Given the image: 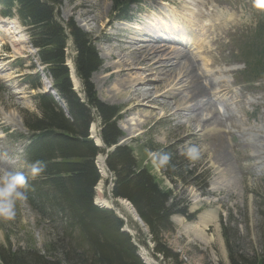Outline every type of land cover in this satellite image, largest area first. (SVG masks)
Masks as SVG:
<instances>
[{
    "label": "rangeland",
    "instance_id": "rangeland-1",
    "mask_svg": "<svg viewBox=\"0 0 264 264\" xmlns=\"http://www.w3.org/2000/svg\"><path fill=\"white\" fill-rule=\"evenodd\" d=\"M60 2L56 11L58 20L63 25L73 21L87 32L100 54L102 64L91 81L100 100L122 108L118 127L125 138L119 145L133 148L141 164L149 167L150 163V170L162 181V186L173 191L179 208L187 210V217H173L175 229L164 235L170 250L179 256L182 264H231L223 237L227 228L233 249L263 264L264 81L236 87L234 78L242 68L234 62L241 60L236 52L238 45L242 37L252 35L263 1L147 0L144 14L128 24L116 23L111 18L113 0ZM158 34L176 40V44H171L173 47L188 52L198 61L197 74L203 86L210 87L206 88L209 96L203 99L199 109L196 103H190L188 84L180 81L182 76H176L174 81L169 74L155 75L142 64L145 59L151 62L149 49ZM182 35L192 41L183 42ZM141 41L145 42L141 44ZM144 46L146 49L142 51ZM36 54L20 23L0 17V248L11 247L12 252L20 255L39 252L51 260L62 255L63 250H69L71 240L67 232L61 230L59 220L52 218L51 212L46 214L41 208L36 209L39 204L34 198L31 203L25 196L17 197L13 193L9 211L5 191L14 187L24 193L25 184H29L24 182L34 180L26 175L29 166L23 158V148L27 141H16L14 137L25 133L27 115L40 116L35 97L40 92L50 93V77L39 65ZM75 57L70 47L67 61L70 70ZM18 59L27 66L25 71L17 68ZM35 62L36 70H28L30 63ZM125 63H128L127 72L118 74L121 64ZM35 72H40L43 85L39 91L31 90L22 81V76ZM72 76L74 91L84 102L82 83L75 86ZM160 86L167 87L177 99L163 98L167 88L157 89ZM220 91L224 94L219 95ZM142 94L157 98L158 104L145 102L135 108L132 101ZM215 114L222 125H206ZM93 123L90 134L96 141L94 135L99 137L102 128L99 118ZM165 149L184 158L183 162L196 172V178L193 176L183 183L166 176L165 170L152 162L157 152ZM100 158L104 156L97 158L99 170ZM224 159L228 166L222 164ZM18 176L24 177L22 183L16 179ZM101 176L95 204L102 207L98 202L106 200L116 214L127 220L141 260L144 250L157 264H172L155 255L148 228L133 206L123 200L132 207L137 219L121 204V199L113 198L114 176L107 171ZM193 214H196L195 220H190ZM212 215L215 216L213 223Z\"/></svg>",
    "mask_w": 264,
    "mask_h": 264
},
{
    "label": "trees",
    "instance_id": "trees-1",
    "mask_svg": "<svg viewBox=\"0 0 264 264\" xmlns=\"http://www.w3.org/2000/svg\"><path fill=\"white\" fill-rule=\"evenodd\" d=\"M113 1V12L124 17L136 0ZM0 3L4 16L12 17L16 9L20 22L28 28L32 46L39 50L40 63L47 66L53 89L64 104L50 94L38 95L35 99L40 116L27 115L25 118L29 132L25 150L30 165L27 175L34 180L24 182L29 183L24 186V196L31 203L35 199L39 204L36 209L41 208L46 214L51 212L71 240L69 250H63L62 255L51 260L39 252L20 255L12 252L11 247L0 248V264H145L138 256L132 237L123 232L125 223L114 211L94 203L96 188L103 180L96 165L97 158L113 147L115 149L106 159L107 168L115 179L113 198L126 200L133 206L148 228L155 255L172 264H182L166 244L164 235L174 231L173 217H187V210L179 208L173 191L162 186V181L150 170V163V168L141 164L133 148L119 145L125 138L118 127L122 108L102 102L91 81L102 64L93 38L73 21L63 25L58 20L56 9L60 0H0ZM258 28L252 45L258 48L261 42L262 46L245 55L244 74L253 80L264 78V21ZM70 39L76 53L74 62L84 102L74 91L67 66ZM25 81L35 88L42 87L39 75L26 77ZM96 118L102 128L101 148L90 134ZM183 161L177 153L166 149L157 152L152 159L165 170L166 176L187 183L196 172ZM195 217L193 214L189 219L195 220ZM223 237L231 264H258L233 249L231 232L227 228Z\"/></svg>",
    "mask_w": 264,
    "mask_h": 264
},
{
    "label": "bare ground",
    "instance_id": "bare-ground-1",
    "mask_svg": "<svg viewBox=\"0 0 264 264\" xmlns=\"http://www.w3.org/2000/svg\"><path fill=\"white\" fill-rule=\"evenodd\" d=\"M160 34L156 35L155 40H154V44L151 45V49H149L150 53L148 55L149 56L151 55L150 56L151 62L147 63L146 59H145V61H143L142 64L144 66H146L149 71L155 72V75H159L161 73L169 74V76L172 77V79H174V81L176 80V76H182V80H180V81H182L183 83L186 82L188 84V86H187L188 96L187 97L190 98V103H196L195 106L199 109V105H201L203 103V99H205L209 96V92L206 88L210 89V87H208L206 85V88H205L203 86V82H202L201 78H199V76L197 74V68L199 66L198 61L195 58L191 57V55L188 52H185V51H182L180 49L173 47V45H171V44H176L177 43L176 40L165 39ZM181 39L183 42L188 41L190 43L192 41L191 39H189V37H187L185 35H182ZM142 42L144 43L145 41H141V44H142ZM169 42H171L170 43L171 46L168 44ZM128 43L129 42L127 41L124 45H127ZM147 48H150V45H148ZM144 49H146V46H144L142 48V51H144ZM124 50H129V49L124 48ZM124 50H122V51H124ZM168 51H171L170 54L165 55V53H167ZM18 52L19 51H17V54H18ZM130 53H132V52H130ZM159 54H161L160 57H162V58L159 59L158 61H156ZM137 61H139V60H137ZM140 61H141V59H140ZM126 62H129V61H126ZM135 63H136V61H135ZM126 64H128V63H125L123 65L121 64V69H120L118 74L122 75V74H125L127 72V69H125ZM137 64H140V63L137 62ZM132 65H134V63L130 64L129 67L131 68ZM72 75H73L72 78L74 79V82H75V86H77L78 82L74 76V73H72ZM168 81H171V80L169 79ZM212 84H215V83H213V80H212ZM143 86L146 87L148 85L144 84ZM185 87H186V84H185ZM159 88H160V90H164L167 87L160 86L157 89H159ZM222 93L224 94V92L220 91L219 95H221ZM147 96L148 95H146V94H142V95H140L139 98L132 101L134 103V107L139 108L141 106V104H143L145 102L158 104L159 101L157 100V98H153V96H148V97ZM162 97L165 99H167V98H173L174 100L177 99V95L173 94V92L168 90V88L164 90ZM140 99H142V100L140 101ZM135 101H137L139 103H137ZM201 111H203V106L201 107ZM219 120H220L219 117L217 116V114H215L211 119L206 121V125H215L217 127L221 126L222 123ZM94 136H96V137H94V138H96V142L100 143L99 137L97 136V134H95ZM225 161H226V159H224V162L222 164L224 166H228V163ZM99 166H100L101 173L105 174L106 167L104 166V159L103 158L99 159ZM98 204H100L102 207L111 209L110 208L111 205L106 200H102L101 202H98ZM121 204L124 205L126 207V209L137 219L136 214H135L134 210L132 209V207L129 205V203H127L126 201H123V202H121ZM212 217L213 218L212 219L210 218V221L212 220V223H213V221H215V216L212 215ZM127 230H130L128 226H127ZM141 257H142L143 261L145 262V264H157L152 258H149V256L144 252V250L142 251Z\"/></svg>",
    "mask_w": 264,
    "mask_h": 264
},
{
    "label": "clouds",
    "instance_id": "clouds-1",
    "mask_svg": "<svg viewBox=\"0 0 264 264\" xmlns=\"http://www.w3.org/2000/svg\"><path fill=\"white\" fill-rule=\"evenodd\" d=\"M10 187H11V185H10ZM5 191L8 193V197H9V199L7 200V207H8V210L11 211L12 200L10 199V197L13 195V193L17 197H23L24 193L20 192V191H16L14 187L12 188L11 191H9V189H5Z\"/></svg>",
    "mask_w": 264,
    "mask_h": 264
},
{
    "label": "snow or ice",
    "instance_id": "snow-or-ice-1",
    "mask_svg": "<svg viewBox=\"0 0 264 264\" xmlns=\"http://www.w3.org/2000/svg\"><path fill=\"white\" fill-rule=\"evenodd\" d=\"M16 179L19 181V182H23V180H24V177L23 176H18V177H16Z\"/></svg>",
    "mask_w": 264,
    "mask_h": 264
},
{
    "label": "water",
    "instance_id": "water-1",
    "mask_svg": "<svg viewBox=\"0 0 264 264\" xmlns=\"http://www.w3.org/2000/svg\"><path fill=\"white\" fill-rule=\"evenodd\" d=\"M125 232H127V233H129V234H130V232H129V231H127V230H126ZM130 235H131V234H130Z\"/></svg>",
    "mask_w": 264,
    "mask_h": 264
}]
</instances>
